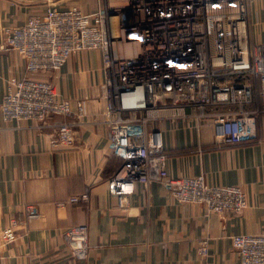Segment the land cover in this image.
<instances>
[{
  "label": "built area",
  "instance_id": "built-area-1",
  "mask_svg": "<svg viewBox=\"0 0 264 264\" xmlns=\"http://www.w3.org/2000/svg\"><path fill=\"white\" fill-rule=\"evenodd\" d=\"M249 2L98 0L94 13L76 5L48 6L4 30L3 47L23 58L26 73L7 81L0 104L4 120L40 126L55 117L51 145L72 147L73 127L84 123L88 102L102 103L109 116L106 156L84 187L60 205L100 191L121 198L156 181L180 202L203 204L216 214L243 212L246 196L238 184L208 186L202 175H169L158 125H210L225 146L264 139L258 132L264 115V42L251 38ZM70 58L74 110L51 80ZM255 98V107L247 108ZM87 235L86 224L64 231L73 257H86ZM232 246L239 264H264V232L233 235ZM208 251L206 240H200L197 252Z\"/></svg>",
  "mask_w": 264,
  "mask_h": 264
},
{
  "label": "crops",
  "instance_id": "crops-1",
  "mask_svg": "<svg viewBox=\"0 0 264 264\" xmlns=\"http://www.w3.org/2000/svg\"><path fill=\"white\" fill-rule=\"evenodd\" d=\"M71 5L94 13L98 0H0V104L8 79L26 75L23 58L3 47L4 30L45 7ZM247 18L252 40L264 42V0H250ZM73 62L70 58L51 80L74 110ZM256 103L255 98L247 108ZM86 108L84 123L73 127L72 147L51 145L55 117L35 126L4 120L0 111V264H27L39 255L52 264H239L232 236L264 232V139L225 146L210 125H158L169 175H202L208 186L238 184L247 202L241 213L216 214L203 204L180 202L156 181L139 184L121 198L100 191L60 205L84 187L108 150L104 105L88 102ZM76 224L88 226L84 259L71 255L64 236ZM200 240L207 242L205 256L197 252Z\"/></svg>",
  "mask_w": 264,
  "mask_h": 264
},
{
  "label": "rangeland",
  "instance_id": "rangeland-1",
  "mask_svg": "<svg viewBox=\"0 0 264 264\" xmlns=\"http://www.w3.org/2000/svg\"><path fill=\"white\" fill-rule=\"evenodd\" d=\"M45 255H39L38 261L34 260H29L27 264H52L51 261H49L48 258L44 257ZM38 262V263H37Z\"/></svg>",
  "mask_w": 264,
  "mask_h": 264
},
{
  "label": "bare ground",
  "instance_id": "bare-ground-1",
  "mask_svg": "<svg viewBox=\"0 0 264 264\" xmlns=\"http://www.w3.org/2000/svg\"><path fill=\"white\" fill-rule=\"evenodd\" d=\"M133 101H134L133 99H130L127 103H133Z\"/></svg>",
  "mask_w": 264,
  "mask_h": 264
},
{
  "label": "trees",
  "instance_id": "trees-1",
  "mask_svg": "<svg viewBox=\"0 0 264 264\" xmlns=\"http://www.w3.org/2000/svg\"><path fill=\"white\" fill-rule=\"evenodd\" d=\"M249 80L252 82L253 80H252V78H249Z\"/></svg>",
  "mask_w": 264,
  "mask_h": 264
}]
</instances>
